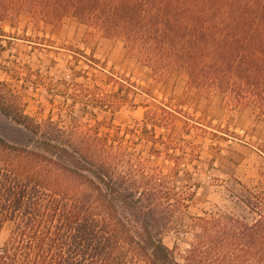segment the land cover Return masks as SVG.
I'll return each mask as SVG.
<instances>
[{"label":"trees","instance_id":"1","mask_svg":"<svg viewBox=\"0 0 264 264\" xmlns=\"http://www.w3.org/2000/svg\"><path fill=\"white\" fill-rule=\"evenodd\" d=\"M72 19L120 39L154 76L177 72L197 93L228 95L264 122V0H0V24ZM0 83V114L35 147L0 137V264H264V188L232 193L249 218L196 217L198 234L178 262L163 243L173 217L151 181L115 174L77 139L41 126Z\"/></svg>","mask_w":264,"mask_h":264},{"label":"rangeland","instance_id":"2","mask_svg":"<svg viewBox=\"0 0 264 264\" xmlns=\"http://www.w3.org/2000/svg\"><path fill=\"white\" fill-rule=\"evenodd\" d=\"M0 83L41 126L82 141V152L115 174L151 181L173 217L163 243L178 262L198 234L196 217L249 218L232 193L264 188V122L228 95L201 94L177 72L154 76L127 51L72 19L34 23L28 13L0 24ZM0 137L35 147L0 114ZM12 227L0 232V246Z\"/></svg>","mask_w":264,"mask_h":264}]
</instances>
